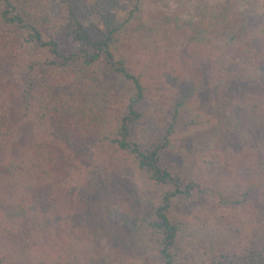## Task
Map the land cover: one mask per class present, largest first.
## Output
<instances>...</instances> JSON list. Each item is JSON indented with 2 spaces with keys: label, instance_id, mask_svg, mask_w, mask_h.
<instances>
[{
  "label": "trees",
  "instance_id": "16d2710c",
  "mask_svg": "<svg viewBox=\"0 0 264 264\" xmlns=\"http://www.w3.org/2000/svg\"><path fill=\"white\" fill-rule=\"evenodd\" d=\"M122 1L0 0V264H89L103 233L75 224L66 196L100 167L130 171L152 208H111L149 252L118 264H264V141L250 137L264 107L236 105L243 148L201 155L196 179L171 159L216 125L199 95L258 81L264 52L227 11L147 18L125 0L121 16ZM101 94L105 111L83 110Z\"/></svg>",
  "mask_w": 264,
  "mask_h": 264
},
{
  "label": "rangeland",
  "instance_id": "374dc122",
  "mask_svg": "<svg viewBox=\"0 0 264 264\" xmlns=\"http://www.w3.org/2000/svg\"><path fill=\"white\" fill-rule=\"evenodd\" d=\"M200 6H206L208 13L227 11L232 16L243 17L247 21L246 44L254 45L259 52H264V35L260 32L264 27V0H141L140 8L145 17L157 18L182 14L189 19L192 15L198 17ZM59 6H54V17ZM132 9L123 0L121 16ZM205 27L209 28L208 25ZM215 38L212 29H208ZM178 38L187 40V35L179 33ZM132 45V44H131ZM231 62V61H230ZM238 62V61H236ZM260 78L256 82L232 79L218 89L204 90L199 95L202 110L216 120V125L208 133L184 142L171 159L183 167L188 178L196 179L200 167L197 161L201 155L222 153L228 157L245 144L239 136L240 122L236 105L248 100L258 102L264 107V69L259 71ZM106 94L99 97H85L83 110L88 113L101 114L106 110ZM243 111V110H242ZM245 112V111H243ZM241 114V113H240ZM250 131V137L256 142L264 141V132ZM85 187L74 189L66 196V205L75 224H88L103 233L95 249L89 253V264H118L130 259L146 258L149 252L142 246L138 235H134L115 222L111 217V208L119 206L129 209L135 217L152 215L151 205L140 199L134 177L130 171L121 168H93L88 175ZM209 184L227 185L236 189L232 183L227 184L222 175H211L206 179ZM195 204L189 205V207ZM186 206V205H185ZM87 254V256L89 255Z\"/></svg>",
  "mask_w": 264,
  "mask_h": 264
}]
</instances>
